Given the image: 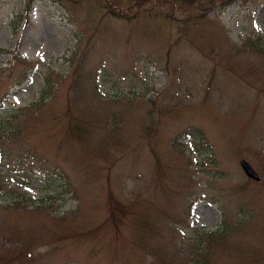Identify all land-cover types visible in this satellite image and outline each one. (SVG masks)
Instances as JSON below:
<instances>
[{
    "label": "rangeland",
    "instance_id": "rangeland-1",
    "mask_svg": "<svg viewBox=\"0 0 264 264\" xmlns=\"http://www.w3.org/2000/svg\"><path fill=\"white\" fill-rule=\"evenodd\" d=\"M0 264H264V0H0Z\"/></svg>",
    "mask_w": 264,
    "mask_h": 264
},
{
    "label": "water",
    "instance_id": "water-1",
    "mask_svg": "<svg viewBox=\"0 0 264 264\" xmlns=\"http://www.w3.org/2000/svg\"><path fill=\"white\" fill-rule=\"evenodd\" d=\"M239 164H240V167L243 170L244 174L248 178L253 179L256 182L259 181V177H258L257 173L253 170V168L245 160H241L239 162Z\"/></svg>",
    "mask_w": 264,
    "mask_h": 264
},
{
    "label": "bare ground",
    "instance_id": "bare-ground-1",
    "mask_svg": "<svg viewBox=\"0 0 264 264\" xmlns=\"http://www.w3.org/2000/svg\"><path fill=\"white\" fill-rule=\"evenodd\" d=\"M50 42H51L52 44H58V43H59V41L56 40V39H51Z\"/></svg>",
    "mask_w": 264,
    "mask_h": 264
},
{
    "label": "trees",
    "instance_id": "trees-1",
    "mask_svg": "<svg viewBox=\"0 0 264 264\" xmlns=\"http://www.w3.org/2000/svg\"><path fill=\"white\" fill-rule=\"evenodd\" d=\"M29 7H27V11H29V9H28ZM43 100H44V98H43Z\"/></svg>",
    "mask_w": 264,
    "mask_h": 264
}]
</instances>
